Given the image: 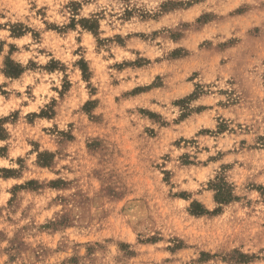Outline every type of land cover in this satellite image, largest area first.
Here are the masks:
<instances>
[{
  "label": "rangeland",
  "instance_id": "1",
  "mask_svg": "<svg viewBox=\"0 0 264 264\" xmlns=\"http://www.w3.org/2000/svg\"><path fill=\"white\" fill-rule=\"evenodd\" d=\"M0 264H264V0H0Z\"/></svg>",
  "mask_w": 264,
  "mask_h": 264
}]
</instances>
